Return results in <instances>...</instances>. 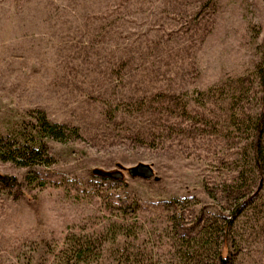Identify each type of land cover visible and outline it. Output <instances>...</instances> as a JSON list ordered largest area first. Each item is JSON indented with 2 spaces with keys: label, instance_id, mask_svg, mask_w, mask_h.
Segmentation results:
<instances>
[{
  "label": "rangeland",
  "instance_id": "rangeland-1",
  "mask_svg": "<svg viewBox=\"0 0 264 264\" xmlns=\"http://www.w3.org/2000/svg\"><path fill=\"white\" fill-rule=\"evenodd\" d=\"M263 55L264 0H0V131L41 109L81 132L47 142L48 166L0 160V175L17 182L0 185V264H42L45 244L99 230L120 204L137 205L126 217H138L146 239L153 230L158 238L173 197L211 203L204 186L223 174L206 162L221 156V140L139 146L112 131L108 107L116 128L137 126L139 112L121 107L132 97L190 95L243 74ZM139 163L151 166V179L129 176ZM119 165L122 179L104 174Z\"/></svg>",
  "mask_w": 264,
  "mask_h": 264
},
{
  "label": "trees",
  "instance_id": "trees-1",
  "mask_svg": "<svg viewBox=\"0 0 264 264\" xmlns=\"http://www.w3.org/2000/svg\"><path fill=\"white\" fill-rule=\"evenodd\" d=\"M118 106L121 104L117 110ZM123 106L128 114L139 112V125L116 128V112L110 106L106 119L113 124L112 131L136 145L162 148L173 139L192 136L221 140V156L206 162L223 174L214 184L204 186L212 202L173 197L165 202L166 222L159 228L158 238L153 230L146 232V239L139 238L137 228L142 222L138 217H126L130 207V212L139 210L137 205L120 204L99 230L68 232L60 244H45L42 264H261L264 55L252 69L204 90L190 95L156 91L132 97ZM29 116V121H21L14 129L0 131L1 161L25 168L48 166L53 162L48 141L81 137L78 126L52 121L41 109L32 110ZM29 174L31 182L39 180L35 173ZM16 183L11 176L0 178L3 187L13 188Z\"/></svg>",
  "mask_w": 264,
  "mask_h": 264
},
{
  "label": "water",
  "instance_id": "water-1",
  "mask_svg": "<svg viewBox=\"0 0 264 264\" xmlns=\"http://www.w3.org/2000/svg\"><path fill=\"white\" fill-rule=\"evenodd\" d=\"M118 170H113V171H106L104 174L108 177H112L115 179H122L123 178V173H122V166L119 165ZM128 174L130 177H140L145 180H149L154 176L153 169L151 166L143 163H139L131 168L128 169ZM2 176L0 175V178Z\"/></svg>",
  "mask_w": 264,
  "mask_h": 264
}]
</instances>
